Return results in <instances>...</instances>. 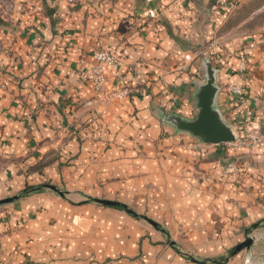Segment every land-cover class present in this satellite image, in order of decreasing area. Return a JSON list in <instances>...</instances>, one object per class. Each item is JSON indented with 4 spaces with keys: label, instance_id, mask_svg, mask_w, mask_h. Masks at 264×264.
Returning <instances> with one entry per match:
<instances>
[{
    "label": "crops",
    "instance_id": "crops-1",
    "mask_svg": "<svg viewBox=\"0 0 264 264\" xmlns=\"http://www.w3.org/2000/svg\"><path fill=\"white\" fill-rule=\"evenodd\" d=\"M243 1L0 0V201L17 198L0 264H210L263 224L264 34L219 35ZM99 51L123 66L96 88ZM241 54L247 128L229 90ZM210 79L234 143L176 125Z\"/></svg>",
    "mask_w": 264,
    "mask_h": 264
},
{
    "label": "water",
    "instance_id": "water-1",
    "mask_svg": "<svg viewBox=\"0 0 264 264\" xmlns=\"http://www.w3.org/2000/svg\"><path fill=\"white\" fill-rule=\"evenodd\" d=\"M215 93L216 89L213 86V79H210L198 95L199 114L197 118L190 122L178 119L176 125L180 130L191 133L192 135L202 139V141L208 145L220 146L234 143L236 141V137L233 134L231 128L222 121L218 112L213 109L212 104ZM16 200L17 198H11L0 201V206L12 203ZM97 202L108 206L123 208L128 213L134 214L126 207L115 202ZM149 223L158 228V226L152 221H149ZM253 244L254 239L252 237H247L245 242L241 243L236 248H234L233 251H231L230 258H234L244 250H251ZM213 262L217 263L216 261ZM202 264H207V261L203 262Z\"/></svg>",
    "mask_w": 264,
    "mask_h": 264
},
{
    "label": "rangeland",
    "instance_id": "rangeland-1",
    "mask_svg": "<svg viewBox=\"0 0 264 264\" xmlns=\"http://www.w3.org/2000/svg\"><path fill=\"white\" fill-rule=\"evenodd\" d=\"M263 34L264 0H244L240 2L219 33L220 36H227L225 41L239 37L248 38ZM228 170L227 174L231 175ZM260 228L261 230H258ZM258 229L252 227L249 233H247V237H252L254 239L251 250H244L237 255L238 257L242 255L246 256L244 264H264V223L261 224ZM246 238H241L236 247L245 242ZM230 253L231 252H228L224 257H219L214 261L222 258L227 260L233 259L230 258ZM199 260L205 262L204 259L200 258ZM212 262L213 261H210V264H213Z\"/></svg>",
    "mask_w": 264,
    "mask_h": 264
},
{
    "label": "built area",
    "instance_id": "built-area-1",
    "mask_svg": "<svg viewBox=\"0 0 264 264\" xmlns=\"http://www.w3.org/2000/svg\"><path fill=\"white\" fill-rule=\"evenodd\" d=\"M153 17V14H151ZM95 58L98 61V66L94 69L88 71L84 79L86 81H91L94 83L96 88H101L105 84V74L104 69L112 68L119 69L123 66V63L117 59L112 53L108 51H99L95 54ZM239 59L241 61L240 71L244 75V81L242 86H231L230 94L233 97L234 101V120L241 126L247 128L251 125L255 120V110L252 106L251 100L248 96L247 90V72H248V64L249 57L247 54L239 55ZM186 60H192L191 56H186ZM233 170L230 171V173Z\"/></svg>",
    "mask_w": 264,
    "mask_h": 264
},
{
    "label": "trees",
    "instance_id": "trees-1",
    "mask_svg": "<svg viewBox=\"0 0 264 264\" xmlns=\"http://www.w3.org/2000/svg\"><path fill=\"white\" fill-rule=\"evenodd\" d=\"M34 191H37V189H34V188H30V187H28V189L26 190V194L27 193H30V192H34ZM264 223V222H263ZM217 263H215V262H212L213 264H224V263H226V259H220V260H217L216 261Z\"/></svg>",
    "mask_w": 264,
    "mask_h": 264
}]
</instances>
